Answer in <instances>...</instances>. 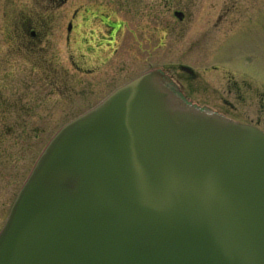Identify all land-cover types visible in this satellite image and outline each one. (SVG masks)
Here are the masks:
<instances>
[{
    "label": "water",
    "instance_id": "water-1",
    "mask_svg": "<svg viewBox=\"0 0 264 264\" xmlns=\"http://www.w3.org/2000/svg\"><path fill=\"white\" fill-rule=\"evenodd\" d=\"M0 264H264V132L144 73L48 143Z\"/></svg>",
    "mask_w": 264,
    "mask_h": 264
},
{
    "label": "flooded vegetation",
    "instance_id": "flooded-vegetation-1",
    "mask_svg": "<svg viewBox=\"0 0 264 264\" xmlns=\"http://www.w3.org/2000/svg\"><path fill=\"white\" fill-rule=\"evenodd\" d=\"M182 1L187 5L189 0ZM241 1L206 0L210 10L198 12L173 7L168 12L172 20H166L165 13L157 11V0H0V19L8 21L7 26L0 27V49L6 50L8 57L0 60V67L8 66L15 73L24 68L23 72L32 76L38 73L43 93L47 86L48 94H84L117 75L126 58L131 63L141 59L144 51L166 45L170 35L177 42L185 39L191 13L199 17L195 24L191 23L198 27V34L187 42V47L197 42L221 45L234 40L227 33L240 21L236 9ZM62 50L66 58L60 57ZM14 54L25 58L13 59ZM139 67L138 64L128 73L138 72ZM206 71H220L223 84L229 86L223 90L229 93H252L249 79L235 78L228 68ZM206 71L196 73L182 67L163 70L168 85L177 94H187L176 81L179 77L184 75L192 81ZM124 75L104 85L99 94L112 91L124 81L120 80ZM40 89L33 88L32 94H39ZM30 90L29 84L22 94Z\"/></svg>",
    "mask_w": 264,
    "mask_h": 264
},
{
    "label": "rangeland",
    "instance_id": "rangeland-1",
    "mask_svg": "<svg viewBox=\"0 0 264 264\" xmlns=\"http://www.w3.org/2000/svg\"><path fill=\"white\" fill-rule=\"evenodd\" d=\"M186 2L187 5L182 0H157V11L165 13L166 20H172L168 12L173 7L196 12L210 10L206 0ZM238 6L236 11L239 13L236 16L240 21L227 33V37L232 34L234 40L221 42V45H211L209 41L200 45L197 42L187 47V42L194 40L198 34V27L194 24L199 17L197 13H191L188 15L191 18L185 39L177 42L178 39L170 35L166 38V45H157L154 49L144 51L141 59L131 63L132 60L126 58V63L117 75L84 94H48L47 86L43 93V81L38 73H33L32 76V73L23 72L24 68L15 73L8 66L0 67V225L37 153L53 131L64 120L98 101L105 95L99 93L107 84L124 74L120 80L125 79L129 75L127 73L140 64L144 57L153 59L152 62L159 67L182 62L193 66L195 70L223 61L235 78L249 79L252 93L234 94L223 90L225 87L229 89V86L223 84L220 71H213L198 73L192 81L184 75L179 77L180 80L176 77V81L187 93L183 95L199 106L206 105L232 119L251 121L264 130V0H243ZM7 25L6 19H0V27ZM240 27L248 30L242 28L238 31ZM6 53V50L0 49V60L8 58ZM59 53L61 58H66L63 50ZM11 58L22 59L25 56L14 54ZM146 64L144 60L139 68ZM28 83L31 85V93L22 94ZM32 87L41 88L40 93L32 94Z\"/></svg>",
    "mask_w": 264,
    "mask_h": 264
}]
</instances>
